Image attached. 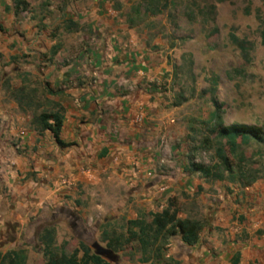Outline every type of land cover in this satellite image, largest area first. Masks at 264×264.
Returning a JSON list of instances; mask_svg holds the SVG:
<instances>
[{
	"label": "rangeland",
	"instance_id": "rangeland-1",
	"mask_svg": "<svg viewBox=\"0 0 264 264\" xmlns=\"http://www.w3.org/2000/svg\"><path fill=\"white\" fill-rule=\"evenodd\" d=\"M25 1L27 11L15 17L10 0H0L2 99L19 97L10 86L26 82L38 87L33 115L58 110L40 89L49 82L40 69L53 59L52 50L36 60L27 52L11 54L15 43L7 42L14 34L36 29L41 42L44 33L60 45L61 65L74 69L75 73H65L66 82H98L96 75L79 72L91 69L94 52H113L118 68L110 76L119 82L116 94L141 103L133 127L145 126L148 134L128 142L135 170L122 169L110 186L103 183L101 191L97 185H82L59 200L48 191L32 199L36 205L17 209L12 192L0 181V254L24 250L26 264H44L39 239L43 229H54L63 260L80 244L92 252L94 244L106 249L107 240L126 237L127 221H148L149 213L170 205L179 219L201 223V246L208 244L206 236L211 233L222 245L230 236L235 241L264 242V144L260 140L264 138V0ZM68 20L75 21L76 27ZM231 35L244 43L241 50L231 43ZM125 60L128 70L122 65ZM21 69L41 76H23ZM0 105L8 107L10 101ZM7 122L0 116V142L21 154L4 132ZM209 124L254 129L255 137L241 150V162L251 172L247 178L258 176L253 184L206 181L187 171L191 162L205 166L216 162V139L208 134ZM140 161L142 170L137 169ZM167 186L179 190H164ZM219 213L221 217H216ZM215 217L221 220L213 228ZM164 251L165 258L178 264L191 253L178 238L171 239ZM114 255V264H165L164 259L141 263L135 243Z\"/></svg>",
	"mask_w": 264,
	"mask_h": 264
},
{
	"label": "crops",
	"instance_id": "crops-1",
	"mask_svg": "<svg viewBox=\"0 0 264 264\" xmlns=\"http://www.w3.org/2000/svg\"><path fill=\"white\" fill-rule=\"evenodd\" d=\"M67 23L72 27L77 24L72 20ZM35 31L30 29L24 34H14L7 42L13 39L15 43L11 54L27 52L36 60H40L39 56L53 47L58 48L46 68L40 69L49 81L43 82L40 89L45 92L48 103L61 108L60 140L69 146L59 148L49 132L38 135L32 123V111L38 105L35 94L38 87L26 82H14L10 89L15 90L19 97L6 95L2 99L0 96V104L10 101L8 107L0 105V116L8 119L4 132L14 141L16 150L21 151V154H16L7 143L0 142V181L12 192V198L16 201L13 207L17 209L36 205L32 199L39 193L49 191L50 195L59 200L73 195L82 185H97L100 191L104 189L103 183L110 186L116 181L114 175H121L122 169L135 170L133 161L136 160L131 158L128 142L134 136L137 138L140 135L143 137L144 133L148 134L145 126L133 127L135 109L141 103L130 100V95L119 97L116 94L119 82H114L110 76L118 68L115 66L117 60L113 52H94L92 55L95 60L91 69L79 74L87 77L96 75L98 82H80L77 85L79 82H66L65 73L74 72V69L61 65L60 45L56 46L44 33L41 42L40 34ZM106 33L114 35L110 31ZM127 64L126 60L122 64L126 70L131 68ZM20 71L23 76L27 73L41 76L35 70ZM2 86L3 82H0V94L3 92ZM139 163L137 169L142 170L145 167L143 161ZM128 177H132V172ZM144 189H148L147 184ZM163 189H170V192L179 190L177 186ZM215 219L211 222L213 228L219 226L217 223L221 220ZM212 234L206 236L208 244L201 246L199 239L197 245L188 247L191 253L180 264H264V242L256 239L235 241L230 236L222 245Z\"/></svg>",
	"mask_w": 264,
	"mask_h": 264
},
{
	"label": "trees",
	"instance_id": "trees-1",
	"mask_svg": "<svg viewBox=\"0 0 264 264\" xmlns=\"http://www.w3.org/2000/svg\"><path fill=\"white\" fill-rule=\"evenodd\" d=\"M10 2L15 17L21 12L27 11L29 7L25 0H10ZM151 13L155 15L157 12L151 11ZM230 41L239 50L244 46V43L233 35L230 36ZM57 49L56 47L51 49L53 55H55ZM58 93L60 91L55 94ZM32 123L35 125L39 136L49 132L59 148L69 146L60 140L62 127V110L60 107L55 112L33 115ZM209 125L208 134L216 139V162L210 166L191 162L187 171L190 174H198L206 181H227L245 186L253 184L258 176L247 178L251 172L250 168L241 162V150L243 147H247L251 139L255 137L254 129L236 124L224 127ZM260 140L264 144V138H260ZM205 142V145L209 144V140ZM148 217V221L143 218L127 221V235L125 238L116 236L107 240L106 249L112 252L110 261L95 255L94 252L82 244L79 245V250H74L66 260H63L59 257L55 246L54 229H43L39 239L43 247L44 264H114V252L131 243L136 244L141 263H148L152 260L160 262L164 259L165 264H178L172 258H165L164 248L168 245V242L171 239L178 238L186 247H193L198 244L202 230L201 223L196 220L179 219L178 212L172 205L167 206L160 212L149 213ZM102 235L106 237L107 233L102 232ZM26 260L27 256L24 250L0 254V264H26Z\"/></svg>",
	"mask_w": 264,
	"mask_h": 264
},
{
	"label": "water",
	"instance_id": "water-1",
	"mask_svg": "<svg viewBox=\"0 0 264 264\" xmlns=\"http://www.w3.org/2000/svg\"><path fill=\"white\" fill-rule=\"evenodd\" d=\"M92 249H93L95 255L102 257L108 261L111 260L112 252L110 250L102 248L97 244L92 245Z\"/></svg>",
	"mask_w": 264,
	"mask_h": 264
},
{
	"label": "built area",
	"instance_id": "built-area-1",
	"mask_svg": "<svg viewBox=\"0 0 264 264\" xmlns=\"http://www.w3.org/2000/svg\"><path fill=\"white\" fill-rule=\"evenodd\" d=\"M140 119H141L140 117H137V120H138V121H140Z\"/></svg>",
	"mask_w": 264,
	"mask_h": 264
}]
</instances>
